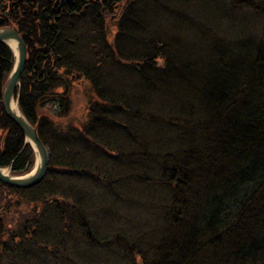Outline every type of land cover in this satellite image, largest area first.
<instances>
[{
	"label": "trees",
	"instance_id": "obj_1",
	"mask_svg": "<svg viewBox=\"0 0 264 264\" xmlns=\"http://www.w3.org/2000/svg\"><path fill=\"white\" fill-rule=\"evenodd\" d=\"M200 1L42 0L10 13L28 49L19 108L51 158L34 186L0 181V264H73L82 245L139 250L142 264H264V35L222 39L221 4ZM236 2L264 18V0ZM121 3L111 42L106 18ZM154 12L167 22L157 32ZM14 62L0 41V166L23 175L36 153L2 104ZM119 74L138 81L116 89ZM126 183L169 190L153 243L98 230L94 190L108 206Z\"/></svg>",
	"mask_w": 264,
	"mask_h": 264
},
{
	"label": "rangeland",
	"instance_id": "obj_2",
	"mask_svg": "<svg viewBox=\"0 0 264 264\" xmlns=\"http://www.w3.org/2000/svg\"><path fill=\"white\" fill-rule=\"evenodd\" d=\"M150 1L151 0H149V2ZM253 1L258 2L260 0ZM70 2H72V0ZM155 2H157V0H155ZM200 2L203 4L204 0ZM217 2L221 4V16L219 13L218 25L215 26L214 21L211 23L212 29L216 30L215 34H217V36H221L222 39L227 40L230 38L238 39L242 36L259 38L264 35V18L253 6L240 5L236 0H217ZM127 3L128 2H125V6ZM209 6L208 9L203 6L201 8L203 11L207 10L208 12ZM122 7L123 4L121 3L119 9H111L106 18L109 30V41L111 42L114 40L118 30V20L121 17L120 9ZM147 22L156 25L155 32L161 30V24H167L162 16L158 14L156 16V13L154 15L151 13L147 16ZM207 23H209V19ZM160 64L161 63H159V65ZM119 76L120 77H116V79L114 78L111 83L112 87L116 89L117 87L121 90L123 87L130 88L138 81L130 74H119ZM148 105L149 109L152 111H155V108L158 107L156 94L149 96ZM85 109L86 100L84 98V91L82 90L72 94L71 116H75L76 119H84L83 113L85 114ZM78 122L81 121L78 120ZM160 176L162 177V175ZM154 183H156L155 180ZM154 183L148 185L137 183L123 184L119 191L120 198L116 202L110 200L108 206L105 204V201L108 199L104 196L106 193L103 192V187L98 186L93 192V198L100 206L96 217L97 219H104V222L99 223L98 230L102 233L107 232L106 234H109L110 231L111 233H115L112 230L116 228L117 231L124 233L123 235L127 237L126 240L130 243L135 241L141 243V241H143V234L146 236V242H155L158 236L153 227L159 223L158 221L160 219L159 202L161 201L163 204L168 201L169 190L166 192ZM111 224H113V228L107 227V225ZM107 229L110 231H105ZM73 250L80 255V257L74 258L73 264H142L143 260L141 255H139V250H133L130 253L126 249H121L118 252L115 250L87 248L86 245L80 246V249L79 247H74Z\"/></svg>",
	"mask_w": 264,
	"mask_h": 264
},
{
	"label": "water",
	"instance_id": "obj_3",
	"mask_svg": "<svg viewBox=\"0 0 264 264\" xmlns=\"http://www.w3.org/2000/svg\"><path fill=\"white\" fill-rule=\"evenodd\" d=\"M0 41L8 45L9 41L17 42L15 64L5 82L2 92L3 108L6 115L22 129L26 142L30 143L36 152V163L39 161L32 171L18 176L11 174L10 166L5 168L0 166V181L16 187H31L41 182L45 177L51 153L43 143L37 127L28 121L19 108L18 98L21 77L25 71L28 59L27 44L24 37L13 27H3L0 29ZM15 102L18 106V111L14 107Z\"/></svg>",
	"mask_w": 264,
	"mask_h": 264
},
{
	"label": "flooded vegetation",
	"instance_id": "obj_4",
	"mask_svg": "<svg viewBox=\"0 0 264 264\" xmlns=\"http://www.w3.org/2000/svg\"><path fill=\"white\" fill-rule=\"evenodd\" d=\"M42 0H3L0 3V25L1 26H14V24L10 25L7 24L9 22L10 13L13 10H16L17 7L20 5H23L24 7H32L33 4H37ZM48 1L50 4H53V6H58L59 8L64 7L65 4H71L73 5L75 3V0L72 2L68 0H44Z\"/></svg>",
	"mask_w": 264,
	"mask_h": 264
},
{
	"label": "bare ground",
	"instance_id": "obj_5",
	"mask_svg": "<svg viewBox=\"0 0 264 264\" xmlns=\"http://www.w3.org/2000/svg\"><path fill=\"white\" fill-rule=\"evenodd\" d=\"M9 45L11 46L12 50L14 51L15 55H17V42L16 41H9ZM14 107L17 109L18 111V106L16 104V102L14 103ZM39 161H37L38 163ZM36 163V164H37ZM36 166V165H35Z\"/></svg>",
	"mask_w": 264,
	"mask_h": 264
}]
</instances>
